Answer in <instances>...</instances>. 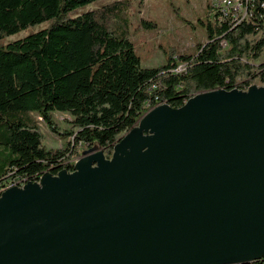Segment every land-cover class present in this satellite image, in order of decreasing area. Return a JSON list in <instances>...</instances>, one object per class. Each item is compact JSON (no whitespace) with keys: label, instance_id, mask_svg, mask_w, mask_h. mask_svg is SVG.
Wrapping results in <instances>:
<instances>
[{"label":"water","instance_id":"water-1","mask_svg":"<svg viewBox=\"0 0 264 264\" xmlns=\"http://www.w3.org/2000/svg\"><path fill=\"white\" fill-rule=\"evenodd\" d=\"M264 257V84L158 104L107 158L0 195V264H250Z\"/></svg>","mask_w":264,"mask_h":264},{"label":"trees","instance_id":"trees-1","mask_svg":"<svg viewBox=\"0 0 264 264\" xmlns=\"http://www.w3.org/2000/svg\"><path fill=\"white\" fill-rule=\"evenodd\" d=\"M94 1L0 0V187L73 171L79 145L109 158L122 133L158 104L180 107L203 90L264 84V62L255 63L264 53L257 16L233 29L208 20V42L195 54L171 52L166 63L142 67L130 39L105 26L116 2L76 14ZM254 1L261 10L262 0ZM55 112L69 114L76 128L63 133L73 136L65 149L42 145L40 122L59 133ZM250 264H264V257Z\"/></svg>","mask_w":264,"mask_h":264},{"label":"rangeland","instance_id":"rangeland-1","mask_svg":"<svg viewBox=\"0 0 264 264\" xmlns=\"http://www.w3.org/2000/svg\"><path fill=\"white\" fill-rule=\"evenodd\" d=\"M114 2L112 10L104 14L105 26L114 35L130 39L142 67H156L166 63L171 52L175 53L174 57L193 55L199 45L208 42L205 26L211 20L208 0H96L78 9L76 14ZM48 23L29 27L10 36L6 42L37 31ZM261 62H264V53L255 61ZM182 68L181 64L178 70ZM254 84L262 85L258 81ZM53 119L59 133L51 132L40 122L42 145L47 149H65L73 141V136L63 133L76 131V128L72 126L71 116L67 113L55 112ZM84 149L79 145L78 153Z\"/></svg>","mask_w":264,"mask_h":264},{"label":"built area","instance_id":"built-area-1","mask_svg":"<svg viewBox=\"0 0 264 264\" xmlns=\"http://www.w3.org/2000/svg\"><path fill=\"white\" fill-rule=\"evenodd\" d=\"M208 11L211 21L217 24L225 23L229 29H233L241 23L250 20L253 16L264 21V3L262 10H255L254 0L239 2L238 0H208ZM225 45V41L221 42ZM81 156V152H80ZM80 156L71 160L74 164ZM23 182L12 183L6 187H0V195L6 189L13 186H23Z\"/></svg>","mask_w":264,"mask_h":264},{"label":"bare ground","instance_id":"bare-ground-1","mask_svg":"<svg viewBox=\"0 0 264 264\" xmlns=\"http://www.w3.org/2000/svg\"><path fill=\"white\" fill-rule=\"evenodd\" d=\"M239 2H246V0H238ZM255 2V1H254ZM263 3H264V0L261 1L260 3V8L261 10L263 9ZM255 5V4H254Z\"/></svg>","mask_w":264,"mask_h":264}]
</instances>
